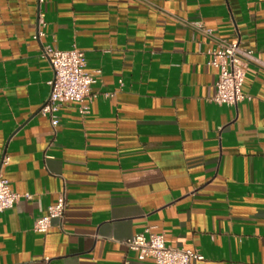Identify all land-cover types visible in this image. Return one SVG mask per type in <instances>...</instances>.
Returning a JSON list of instances; mask_svg holds the SVG:
<instances>
[{"label":"crops","instance_id":"0c3cea01","mask_svg":"<svg viewBox=\"0 0 264 264\" xmlns=\"http://www.w3.org/2000/svg\"><path fill=\"white\" fill-rule=\"evenodd\" d=\"M216 39L262 61L237 106L214 101ZM46 46L100 73L87 113L65 103L56 127ZM5 156L22 198L0 213V264H154L125 244L147 230L192 264H264V0H0ZM62 196L64 219L36 233Z\"/></svg>","mask_w":264,"mask_h":264},{"label":"built area","instance_id":"2783aa9c","mask_svg":"<svg viewBox=\"0 0 264 264\" xmlns=\"http://www.w3.org/2000/svg\"><path fill=\"white\" fill-rule=\"evenodd\" d=\"M189 25L211 38L212 31L200 23ZM41 36L42 33H39L36 38L39 39ZM214 42V47L208 52L207 61V66L218 70L214 101L219 105L237 106L245 100H250L251 97L243 91L247 69L250 64H262V61L252 51L242 49L239 40L229 42L216 39ZM42 54L52 66L54 77L49 82L50 97L41 113L43 116H50L53 127H56L59 123L57 112L65 103H79L81 113H87L88 108L84 103L87 99L95 98L92 96V87L98 83L100 73L86 71L85 52L76 48L62 51L54 46H46ZM9 163L8 156L0 163V213L13 209L22 198V195L14 192L10 182L1 175L2 168ZM65 211L66 200L62 196L49 208L46 216L36 221L34 231L46 235L51 230L53 220L64 219ZM125 244L138 261L151 260L154 264H192L194 260H205L197 250L168 246L164 235L152 233L150 230L132 237Z\"/></svg>","mask_w":264,"mask_h":264}]
</instances>
